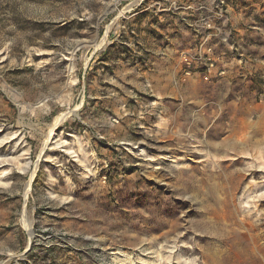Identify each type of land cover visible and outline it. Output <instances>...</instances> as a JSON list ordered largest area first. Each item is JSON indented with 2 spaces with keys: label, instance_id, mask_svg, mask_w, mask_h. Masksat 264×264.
I'll list each match as a JSON object with an SVG mask.
<instances>
[{
  "label": "rangeland",
  "instance_id": "obj_1",
  "mask_svg": "<svg viewBox=\"0 0 264 264\" xmlns=\"http://www.w3.org/2000/svg\"><path fill=\"white\" fill-rule=\"evenodd\" d=\"M4 139L0 264H263L264 0H0Z\"/></svg>",
  "mask_w": 264,
  "mask_h": 264
},
{
  "label": "bare ground",
  "instance_id": "obj_2",
  "mask_svg": "<svg viewBox=\"0 0 264 264\" xmlns=\"http://www.w3.org/2000/svg\"><path fill=\"white\" fill-rule=\"evenodd\" d=\"M56 125H57V123L55 124V127H56ZM53 131H54V129H53ZM51 132L50 133V135L48 136V138H47V140H46V143H45V145H44V147H43V150H42V152L46 149V148H48V146L51 144V143H54V146L56 147V146H63L64 144H67V142L66 141H54V132ZM6 140L4 139L3 141H1L0 142V145H2V144H4V142H5ZM53 141V142H52ZM19 143H20V141H19ZM68 151V153H75V157L77 158V160L76 161H80V159H79V152H77V151H72V150H70V149H68L67 150ZM12 151L10 152V154H7V155H1L0 156V170H1V172H0V185H2L3 186V184H5L4 183V179H6L7 178V174H8V172H9V170L10 169H12V168H14V167H16L17 169H19V170H21V171H24V172H26V170L29 168V165H28V163H22V159H21V157H14V156H12ZM77 153V154H76ZM24 155V154H23ZM22 155V156H23ZM85 160V159H84ZM86 161V160H85ZM85 161H84V163H85ZM81 164V163H80ZM83 165V164H82ZM5 166H9L8 168H10L9 170H7V169H3V167H5ZM84 166V165H83ZM90 166V165H89ZM263 166V165H262ZM12 167V168H11ZM82 167V166H81ZM158 168V167H157ZM89 169V168H88ZM260 170V169H259ZM11 171V170H10ZM28 171V170H27ZM91 172V171H90ZM87 173V172H86ZM33 178H34V173L32 174V177H31V180H33ZM30 183V182H29ZM262 226V225H261ZM250 229H252V231L254 230V231H256L257 229H258V226H256L254 223L253 224H251L250 225ZM253 231V232H254ZM250 232V231H249ZM257 239V238H256ZM254 246V245H253ZM169 251V250H168ZM258 251V250H257ZM254 252V251H253ZM253 252H251V253H253ZM260 252V251H259ZM162 254V251H159V253H158V255L159 254ZM169 253H170V255L167 257V262H168V264H171L172 262H173V254H174V251H173V249H171L170 251H169ZM120 254V253H119ZM254 254V253H253ZM123 255V254H122ZM157 255V256H158ZM125 256V255H124ZM259 256V255H258ZM258 256H256V254H254L253 256L251 255V259H253V261H256L257 259H259L258 258ZM165 258V257H164ZM143 259V258H142ZM261 259V258H260ZM124 260H126V259H124ZM159 260V261H158ZM157 261V263H151V264H162V262L161 263H159L160 262V260H162V258L160 257L159 259H158ZM262 260V259H261ZM129 262V261H128ZM122 263V262H121ZM124 263V262H123ZM134 263V262H133ZM144 263V262H143ZM188 263V262H187ZM260 263V262H259ZM142 264V263H141ZM260 264H262V263H260ZM264 264V263H263Z\"/></svg>",
  "mask_w": 264,
  "mask_h": 264
},
{
  "label": "built area",
  "instance_id": "obj_3",
  "mask_svg": "<svg viewBox=\"0 0 264 264\" xmlns=\"http://www.w3.org/2000/svg\"><path fill=\"white\" fill-rule=\"evenodd\" d=\"M208 67H209V70H211V68H213V67H214V62H213L212 60H210V64L208 65ZM188 74H190V72H188ZM220 74L222 75V74H223V72H220ZM206 79L208 80V79H209V77H208V76H206Z\"/></svg>",
  "mask_w": 264,
  "mask_h": 264
}]
</instances>
